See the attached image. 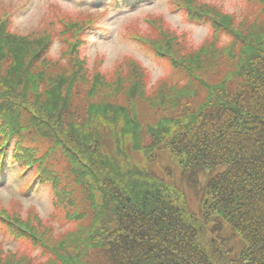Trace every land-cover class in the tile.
Masks as SVG:
<instances>
[{
    "label": "trees",
    "instance_id": "16d2710c",
    "mask_svg": "<svg viewBox=\"0 0 264 264\" xmlns=\"http://www.w3.org/2000/svg\"><path fill=\"white\" fill-rule=\"evenodd\" d=\"M211 1L169 0L210 26L199 47L163 14L128 27L170 68L154 83L132 58L90 69L82 50L106 12L56 5L20 34L0 0V176L30 174L20 192L50 187L53 217L74 224L0 205V228L26 245L0 242V264H264V0L241 22Z\"/></svg>",
    "mask_w": 264,
    "mask_h": 264
},
{
    "label": "rangeland",
    "instance_id": "374dc122",
    "mask_svg": "<svg viewBox=\"0 0 264 264\" xmlns=\"http://www.w3.org/2000/svg\"><path fill=\"white\" fill-rule=\"evenodd\" d=\"M1 1L3 2L2 7L6 6L15 11L13 28L20 34H28L41 29L52 19L57 20L56 5L63 14H70L75 17L98 11L100 13L106 12V15H101L95 27L88 33V43L82 50V55L88 59L90 69L100 62L101 71L110 72L119 62L126 58H132L150 71L154 83L165 77L170 68L159 60L151 49L141 45L142 42L126 36L128 27L132 23L138 28L146 29L147 23L144 21V17L149 14H163L174 28L186 34V40L195 47H199L207 39H210L212 34L209 25L191 22L181 10H173L169 0H120V2L117 0ZM211 2V4L221 6L227 14L235 13L236 16L238 15V22L243 21L244 18L252 19L251 16H255L259 10L257 4H254L253 1L251 3L250 0H212ZM241 14L248 16H244L242 19L239 16ZM59 47L60 42H57L51 53L53 59H58L61 51ZM167 162L168 160H165L163 164L167 165ZM15 169L18 170L15 165H11L0 176V205L10 206L13 200L19 199L24 210L34 208L43 218L50 219L59 231L74 226L69 222L65 227H62L60 221L53 217L54 205L50 187L37 185L32 189L31 187L27 188L25 192H20L22 185L29 180L30 174L21 177ZM154 169L159 171L157 166ZM201 180L204 182L206 175H202ZM184 188L191 208L197 211L199 196L188 184H185ZM240 240L242 241L241 238ZM0 242H4V245L11 249L26 248L24 243L11 238L1 228ZM38 251V248L31 249L32 254H37Z\"/></svg>",
    "mask_w": 264,
    "mask_h": 264
}]
</instances>
